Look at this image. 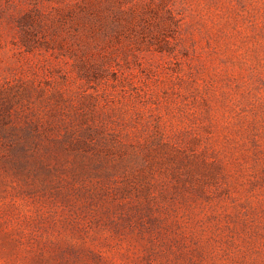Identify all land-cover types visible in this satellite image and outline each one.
<instances>
[{
    "label": "rangeland",
    "instance_id": "374dc122",
    "mask_svg": "<svg viewBox=\"0 0 264 264\" xmlns=\"http://www.w3.org/2000/svg\"><path fill=\"white\" fill-rule=\"evenodd\" d=\"M113 1L0 0V97L55 143L0 175V264H264V0Z\"/></svg>",
    "mask_w": 264,
    "mask_h": 264
},
{
    "label": "trees",
    "instance_id": "16d2710c",
    "mask_svg": "<svg viewBox=\"0 0 264 264\" xmlns=\"http://www.w3.org/2000/svg\"><path fill=\"white\" fill-rule=\"evenodd\" d=\"M81 1L78 5L83 15L80 24L85 29L103 28L104 33H108L114 30L112 23L120 24V12L112 8L113 0L106 5L95 0ZM107 17L111 24L103 21ZM47 138L36 118L26 113L22 118L19 110L13 109L10 99L0 97V175L20 172L26 166L46 167L49 157L55 154V143ZM10 204H0V229L7 215L6 205Z\"/></svg>",
    "mask_w": 264,
    "mask_h": 264
}]
</instances>
